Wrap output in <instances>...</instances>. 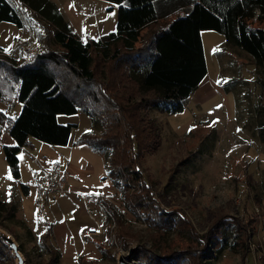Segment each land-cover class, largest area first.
Masks as SVG:
<instances>
[{
	"label": "trees",
	"instance_id": "trees-1",
	"mask_svg": "<svg viewBox=\"0 0 264 264\" xmlns=\"http://www.w3.org/2000/svg\"><path fill=\"white\" fill-rule=\"evenodd\" d=\"M20 1L38 20L46 21L49 30L44 27L43 45L29 58H0V101L21 104L15 117L0 110V125L15 141L2 146L11 177L19 178L17 153L31 146L30 137L53 146L66 145L76 124L59 123L57 115L81 110L99 121L102 131L82 132L76 143L106 156V177L119 189L124 206L141 214L153 231L151 248L135 247L136 260L202 264L213 247L221 249L222 239L233 235L229 247L242 257L240 264H245L246 225L257 222L258 215L240 220L216 211L205 232L197 233L184 214L160 207L141 157L156 138L149 109L169 114L182 111L184 100L206 76L202 30L223 35L226 43L249 54L264 73V0H107L117 6L114 30L84 41L70 31L49 0ZM1 22L22 26L7 0H0ZM47 38L56 49L47 47ZM101 200L122 236L133 237L112 207ZM8 210L0 199V221ZM172 228H184L188 235L180 237L179 229L177 240L169 243L163 236ZM49 233L47 227L43 242ZM2 248L5 245L0 242ZM155 250L167 252L160 255Z\"/></svg>",
	"mask_w": 264,
	"mask_h": 264
},
{
	"label": "rangeland",
	"instance_id": "rangeland-1",
	"mask_svg": "<svg viewBox=\"0 0 264 264\" xmlns=\"http://www.w3.org/2000/svg\"><path fill=\"white\" fill-rule=\"evenodd\" d=\"M7 1L22 20V26L0 24V58H29L43 45V29L46 26L49 30V25L43 19L38 20L33 10L20 0ZM49 1L56 6L70 31L82 41L115 28L117 6L107 0ZM201 39L207 67L203 80L205 95L194 102L196 95L192 92L183 102L184 109L168 116L162 109H150V128L156 138L152 147L143 152L142 169L150 177L160 207L184 214L197 233L205 232L216 211L240 220H248L249 214L258 215L257 222L246 225L245 264H264V73L255 67L249 54L223 42L220 33L203 30ZM30 42L36 48L31 54H25L24 49ZM46 42L48 48H57L50 38ZM58 122L77 124L70 134L71 143L82 132L99 134L102 131L100 122L92 119L89 122V116L81 110L71 115L59 114ZM8 169L0 148V187L8 182L5 178ZM107 181L109 184L100 186V194L82 195L87 210L95 218L96 225L89 235L96 244L87 243L88 249L83 251L75 244L69 250L54 243L55 251L51 242H43L37 235L33 238L23 228L27 235H24L25 241L19 242L11 236L25 264H119L120 259L130 264H144L140 257L136 260L133 252L139 244L151 248L153 231L141 214L124 206L119 189L109 178ZM55 196L59 197L51 196V200ZM101 199L112 207L118 221L133 237L122 236ZM83 208L67 214L72 223L86 221L88 215ZM179 231L180 237L188 235L184 228H172L163 239L173 243ZM233 242V235L223 238V247H213L210 257L203 259L202 264H240L242 257L229 247ZM155 251L160 255L167 252ZM0 264H16L6 245L0 249Z\"/></svg>",
	"mask_w": 264,
	"mask_h": 264
},
{
	"label": "crops",
	"instance_id": "crops-1",
	"mask_svg": "<svg viewBox=\"0 0 264 264\" xmlns=\"http://www.w3.org/2000/svg\"><path fill=\"white\" fill-rule=\"evenodd\" d=\"M203 80L193 91V94L196 95L194 102L205 95L206 86H203ZM19 108H21V104L15 100L12 104L0 101V110L7 116H17L19 112L12 114L11 111L15 112ZM148 112L150 114V109ZM165 114L169 115L166 112ZM89 122H91L90 117ZM70 138L66 145L53 146L30 137L31 146H24L17 153L19 178L11 177L9 179L7 175H11L10 170H5L7 174H5V178L8 182L5 186L0 187V199L8 204L9 210L0 221V228L10 235H14L19 242L25 241L24 235L27 236L23 232V228L30 232L34 238V235L43 236L46 228L49 227L50 233L47 241L52 243L51 246L55 251V244H59L61 247L66 246V249L69 250H71V245L75 244L78 249H83V251L88 249L87 243L96 244L95 239L89 235V231L96 225L95 218L88 211L82 195L96 196L102 191L100 186L109 184L106 177V160L103 153L95 151L85 144H77V138H74L71 143ZM14 144L13 138L7 133L4 126L0 125V148L2 149L3 145L12 146ZM47 171L52 172L56 177L65 178V192L57 199L56 196L53 197L52 200L51 196L54 195L46 193L43 199L37 202L35 194L38 178ZM82 205L85 206V209ZM78 207L86 210L85 213L88 217L86 221L75 220L72 223L67 214L75 213Z\"/></svg>",
	"mask_w": 264,
	"mask_h": 264
},
{
	"label": "built area",
	"instance_id": "built-area-1",
	"mask_svg": "<svg viewBox=\"0 0 264 264\" xmlns=\"http://www.w3.org/2000/svg\"><path fill=\"white\" fill-rule=\"evenodd\" d=\"M36 47H34L33 43L30 42L26 49H24L25 54H31ZM65 178L64 177H56L52 174V172H44L38 178V187L36 189V200L41 201L46 193L53 195H62L65 192Z\"/></svg>",
	"mask_w": 264,
	"mask_h": 264
},
{
	"label": "water",
	"instance_id": "water-1",
	"mask_svg": "<svg viewBox=\"0 0 264 264\" xmlns=\"http://www.w3.org/2000/svg\"><path fill=\"white\" fill-rule=\"evenodd\" d=\"M0 240L10 249L11 254L14 256L16 264H25L23 256L18 250V245L11 235L6 233L0 228ZM119 264H130L129 261L119 260Z\"/></svg>",
	"mask_w": 264,
	"mask_h": 264
},
{
	"label": "snow or ice",
	"instance_id": "snow-or-ice-1",
	"mask_svg": "<svg viewBox=\"0 0 264 264\" xmlns=\"http://www.w3.org/2000/svg\"><path fill=\"white\" fill-rule=\"evenodd\" d=\"M8 178L11 179V175L10 174H9ZM9 195H10V193H9Z\"/></svg>",
	"mask_w": 264,
	"mask_h": 264
}]
</instances>
